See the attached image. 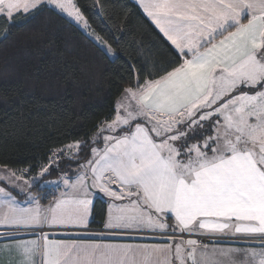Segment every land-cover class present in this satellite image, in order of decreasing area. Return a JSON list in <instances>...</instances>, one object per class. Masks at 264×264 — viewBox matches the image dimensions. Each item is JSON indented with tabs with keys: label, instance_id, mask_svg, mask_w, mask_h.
<instances>
[{
	"label": "snow or ice",
	"instance_id": "obj_1",
	"mask_svg": "<svg viewBox=\"0 0 264 264\" xmlns=\"http://www.w3.org/2000/svg\"><path fill=\"white\" fill-rule=\"evenodd\" d=\"M139 3L180 59L142 83L133 72L115 118L100 126L113 134L74 179L61 177L66 190L47 206L30 189L60 154L75 148L69 158L78 159L85 142L54 149L28 180L29 169L0 166V181L26 197L0 187V251L14 264H264V0ZM45 6L116 55L76 0H0V16L11 22ZM98 196L108 204L106 232L76 231L87 229ZM142 232L167 242L106 238ZM221 237L242 246H221Z\"/></svg>",
	"mask_w": 264,
	"mask_h": 264
},
{
	"label": "trees",
	"instance_id": "obj_2",
	"mask_svg": "<svg viewBox=\"0 0 264 264\" xmlns=\"http://www.w3.org/2000/svg\"><path fill=\"white\" fill-rule=\"evenodd\" d=\"M76 3L115 57L51 6L15 14L11 22L0 17V166L36 172L54 149L76 141L85 142L78 159L63 163L87 161L90 149L102 145L92 143L94 134L116 116L133 72L142 83L180 59L133 0ZM107 208L98 196L90 228L104 227Z\"/></svg>",
	"mask_w": 264,
	"mask_h": 264
},
{
	"label": "rangeland",
	"instance_id": "obj_3",
	"mask_svg": "<svg viewBox=\"0 0 264 264\" xmlns=\"http://www.w3.org/2000/svg\"><path fill=\"white\" fill-rule=\"evenodd\" d=\"M65 15V14H64ZM66 17V16H65ZM68 18V17H67ZM70 20V18H68ZM71 21V20H70ZM73 22V21H72ZM75 23V22H73ZM76 24V23H75ZM77 26H79L78 24H76ZM80 27V26H79ZM80 29L85 32L87 35L88 33L82 28L80 27ZM94 30V29H93ZM96 32V31H95ZM98 35H100L98 32H96ZM90 36V35H89ZM91 37V36H90ZM92 38V37H91ZM93 39V38H92ZM94 40V39H93ZM95 41V40H94ZM96 42V41H95ZM98 43V42H96ZM102 47V46H101ZM103 48V47H102ZM113 48V47H112ZM104 49V48H103ZM114 49V48H113ZM105 50V49H104ZM106 51V50H105ZM111 57H115L116 55H112L111 53H108ZM115 118V117H114ZM112 121H109L108 123H111ZM104 124V123H103ZM102 124V125H103ZM101 125V126H102ZM107 133V131L104 132H100V127L99 130L94 134L93 139H95V141H100V143H102L101 147H103V139L102 137ZM211 134V133H209ZM110 135V134H109ZM73 144V143H70ZM68 144V145H70ZM82 145V144H81ZM80 145V148H81ZM67 146V145H66ZM65 147V146H64ZM62 147V148H64ZM61 149V148H60ZM76 149L73 148L71 150H68L62 154H60L59 158L56 160V162L52 165V167L49 168V172L47 174H45L43 177H41L38 181L37 184H34L33 187L30 189L32 191V193L39 197L40 199V203L42 205L47 206L48 204H50L51 202H53L55 199L58 198L59 193L62 191H65L66 189L64 188V185L61 183V177L64 175H67L69 177H72L73 179L75 178V173L77 172L79 165H75V166H66L65 162L63 163V161L65 160V158H69L70 156H72L73 152H75ZM79 153H80V149H79ZM53 154V153H52ZM52 156V155H51ZM50 163V159L47 163L43 164L42 166H46L49 165ZM63 163V164H62ZM65 165V166H64ZM56 167V169L54 168ZM13 169V168H11ZM24 169H29V172L24 174V179L28 180L31 179L32 177L37 176V174L40 172L41 168L39 170H37L36 172H31L30 168H24ZM16 170V169H15ZM22 170V169H19ZM3 171L2 169H0V175H3ZM19 174V173H18ZM55 182V183H53ZM0 187H7L9 191H12L13 195L17 196L18 200H25L26 197L23 194H18V189H13L11 186L7 185L6 182L4 181H0ZM103 198V197H102ZM45 199V203L44 200ZM105 199V198H104ZM94 204V203H93ZM92 212V211H91ZM89 223V222H88ZM89 226V224H88ZM89 228V227H87ZM59 234H61V232H57ZM144 234H148L149 232H143ZM124 236H134V235H124ZM136 236H140V235H136ZM146 237L151 238L154 237L156 239H165L163 236H151V235H147Z\"/></svg>",
	"mask_w": 264,
	"mask_h": 264
},
{
	"label": "crops",
	"instance_id": "obj_4",
	"mask_svg": "<svg viewBox=\"0 0 264 264\" xmlns=\"http://www.w3.org/2000/svg\"><path fill=\"white\" fill-rule=\"evenodd\" d=\"M133 1L136 2L140 6V8L142 9V11H143V8L141 7V5L139 3V0H133ZM61 14H63V13H61ZM145 15L147 16L146 13H145ZM64 16H66V15H64ZM149 20L151 21V18H149ZM152 24L154 25L153 22H152ZM105 134L109 135V134H113V133H110V132L107 131V133H105ZM91 217H92V212H91V215H90L89 223L88 224H90ZM168 218H170V220L168 219L167 222L170 225L173 224L174 223V218L171 215H169ZM87 227H89V226H87ZM102 229L106 230L104 227ZM57 232H61V234H58L55 237L57 239L76 238L75 235H73L71 237L64 235L63 234V231H57ZM83 233H85L86 235H88V234H98V233H91V232H88V231L83 232ZM86 235L81 236V238H86ZM106 238L107 239H112V240H119V241H126V242H136V243H165V242H167L166 239L161 240V239H156L154 237L148 238V237H144V236H124L123 235V236H107ZM222 238L225 239V240L220 241L221 246H242L234 238H231V237H222ZM227 239H229V240H227ZM230 239H233V240H230ZM2 243H3V241H0V244H2ZM253 246H257L258 247L259 245L256 244V245H253ZM14 260H15V257L9 255L8 253H6L4 251H0V264H14Z\"/></svg>",
	"mask_w": 264,
	"mask_h": 264
},
{
	"label": "built area",
	"instance_id": "obj_5",
	"mask_svg": "<svg viewBox=\"0 0 264 264\" xmlns=\"http://www.w3.org/2000/svg\"><path fill=\"white\" fill-rule=\"evenodd\" d=\"M53 230H55V229H53ZM5 231H7V229H5L3 227H0V232H5ZM44 231H49V229H44ZM85 231H88V232H91V233H104V232H106V230H104V229H98V228L88 229V230H85ZM129 235H134V236L140 235V236H144V237H146L147 235H151V236H162V234H160V233H151V232H149L147 235L144 234L143 232L142 233H131ZM185 238H188V237L186 236ZM192 238L201 239V237H199V236H193ZM214 239L215 238L205 237V238H203V242L206 243V244H208V243H210V240H214ZM222 240H225V239H223L221 237L220 238V241H222ZM227 240H229V239H227ZM230 240H233V239H230Z\"/></svg>",
	"mask_w": 264,
	"mask_h": 264
}]
</instances>
